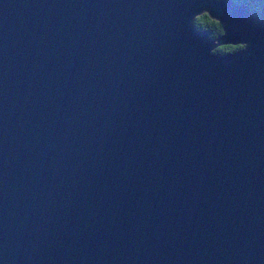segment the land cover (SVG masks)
<instances>
[{
	"label": "water",
	"instance_id": "obj_1",
	"mask_svg": "<svg viewBox=\"0 0 264 264\" xmlns=\"http://www.w3.org/2000/svg\"><path fill=\"white\" fill-rule=\"evenodd\" d=\"M0 264H264V19L0 0Z\"/></svg>",
	"mask_w": 264,
	"mask_h": 264
},
{
	"label": "trees",
	"instance_id": "obj_2",
	"mask_svg": "<svg viewBox=\"0 0 264 264\" xmlns=\"http://www.w3.org/2000/svg\"><path fill=\"white\" fill-rule=\"evenodd\" d=\"M237 3H244L250 9L251 13L258 17L259 20L264 19V0H232ZM193 26L201 31H209V39L215 40L224 32L221 21L212 18L206 11H202L193 18ZM243 44H222L213 48L212 53L226 54L238 51Z\"/></svg>",
	"mask_w": 264,
	"mask_h": 264
},
{
	"label": "rangeland",
	"instance_id": "obj_3",
	"mask_svg": "<svg viewBox=\"0 0 264 264\" xmlns=\"http://www.w3.org/2000/svg\"><path fill=\"white\" fill-rule=\"evenodd\" d=\"M215 47H216V46H215ZM215 47H214V48H215ZM212 49H213V48H212ZM212 49H211V50H212Z\"/></svg>",
	"mask_w": 264,
	"mask_h": 264
}]
</instances>
